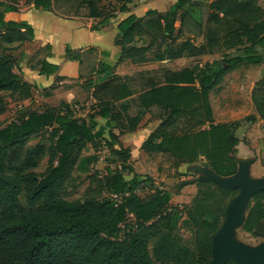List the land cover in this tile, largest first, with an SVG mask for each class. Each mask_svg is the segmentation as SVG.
Wrapping results in <instances>:
<instances>
[{
	"label": "trees",
	"instance_id": "trees-1",
	"mask_svg": "<svg viewBox=\"0 0 264 264\" xmlns=\"http://www.w3.org/2000/svg\"><path fill=\"white\" fill-rule=\"evenodd\" d=\"M0 1L5 5L24 1L37 9L54 6L72 15L86 6L101 26L113 17L112 11L97 7L102 0ZM114 1L122 4L120 12L131 2ZM190 2L177 0L168 11L151 10L142 18L131 16L121 22L118 62L194 58L213 55L218 48L235 49L240 55L223 54L203 66L163 70L136 84V92L129 91V78L113 76L95 86L91 113L84 117H76L74 106L60 102L0 125V264L211 263L213 238L239 190L220 191L210 182H199L189 206H172V193L156 185L152 177L136 173L129 163L130 150L111 132L115 128L134 133L146 113L160 110L163 116L158 128L141 146L145 153L168 156L174 167L203 158L202 167L218 177L237 174V124L215 123L210 92L229 71L264 63V8L256 0H195L192 4L200 13L196 21L189 12L180 14ZM0 28L4 31L0 32L1 116L8 100L19 103L32 94V87L15 72L14 60L2 55L14 48H3V44L30 41L33 33L27 24L5 22L2 15ZM147 30L158 35L157 50L151 51V44L131 45L138 32ZM182 32L190 36L178 42L174 34ZM251 101L255 114L244 118L246 124L264 120V76L255 83ZM96 116L103 127L98 126ZM107 128L110 138L103 137ZM43 131L47 145L28 146ZM101 143L111 157L103 173L90 168L98 157L87 155L91 145L96 149ZM44 159L46 169L37 172ZM75 172L87 174L89 185L80 198L70 200L66 189ZM145 191L151 195L141 198L139 194ZM181 227L192 232L191 241L179 236ZM241 230L264 240V189L250 196Z\"/></svg>",
	"mask_w": 264,
	"mask_h": 264
},
{
	"label": "crops",
	"instance_id": "crops-1",
	"mask_svg": "<svg viewBox=\"0 0 264 264\" xmlns=\"http://www.w3.org/2000/svg\"><path fill=\"white\" fill-rule=\"evenodd\" d=\"M176 1L177 0H131V2L126 5V11L120 12L119 8L122 5L121 3L115 2L114 0H102L97 4V7L104 12L112 11L113 15L111 20L104 26L99 24V18H92L89 16V10L86 6L81 7L76 15H72L62 14L60 11L56 10L54 6L50 9H37L32 3L28 4L24 1L12 5H5L0 1V15L3 16L5 22L25 23L31 27L33 33V38L30 41L14 43L12 45L3 44V48L14 49L2 53L3 56H8L14 60L16 64L15 72L19 74L25 83L32 87L31 97L22 101L24 102L25 107H29L33 102L52 105L58 102L69 103L76 97L80 84H82L87 77L92 81L93 92L96 85L111 79L113 76L126 75L128 69H135L138 65L145 64L134 63L131 61L118 62L122 50L121 46L116 45V41L120 40L121 36L118 26L121 22L131 16L139 19L142 18L146 12L151 10L157 12L168 11ZM190 4H192V2L186 4L182 11H180V14L186 12V7ZM258 5L264 8L261 4ZM109 6H113L114 8L107 10L105 7ZM189 13L196 21H199L200 13L197 9H195V13ZM179 26L180 23L177 21L175 27L179 28ZM0 32H4L3 29L0 28ZM131 45L141 47V45H138L135 42ZM223 54H229L233 57L240 55V52L234 49L224 51L222 55ZM182 59L167 60L163 62H176ZM215 60L218 59L212 61ZM212 61H209L208 63H211ZM254 66L260 67V71L262 70L260 76L255 82L257 83L264 76V63ZM233 71L234 70L229 71L227 75ZM255 83L253 84L252 89ZM220 85L221 84L210 92V96ZM91 100L94 102L92 98ZM36 107L37 106L34 105V108L31 111H36L34 110ZM36 112L43 111L37 110ZM254 114L255 111L251 115ZM4 117L5 114L1 115L0 119H3ZM213 118L215 123L231 124L229 121H219L216 120L214 116ZM95 120L99 127H103V122L99 116H96ZM257 121L264 122V120L260 119ZM159 124L160 122L157 121L148 123L146 126V132H142L141 134H139V129L134 133H122L120 129L114 128L111 132L124 149L130 150L129 163L133 170L141 175L148 174L154 179L156 185H162L164 189L171 192L172 199L170 204L181 209L185 206H189L193 198L196 196L197 181L199 179L218 177L210 169L202 167V163H204L203 158H200L193 163L180 164L178 167L173 166V174H171L170 177L161 176L159 173L150 174L146 172L141 164H145V161L148 158L146 155L148 154L141 149V146L148 137L155 132ZM109 132V128L105 129L103 137L110 138ZM130 135H133V137H140V142L136 146V150L139 153L138 159L141 161H136L133 156L132 151H134L135 146L132 147L129 142ZM235 135L240 141L236 155L238 172L232 177L222 179H232L235 182L240 181L246 188L264 185V160L256 161L255 151L251 152L248 148L246 149L242 145L243 137L245 135H251L250 130L247 131L246 128L239 127L235 129ZM93 150L95 149L93 148V145H91L87 155L90 157L96 156V154L93 153ZM142 153H145L143 154L144 156ZM97 163H99V160L93 163L90 168H93V165ZM99 172L103 173L104 171ZM184 191H187V193L184 194ZM245 215L243 212L239 224L235 225L234 228L241 225ZM228 243L242 245L238 240L233 238L232 231L228 232ZM242 246L245 247L244 245Z\"/></svg>",
	"mask_w": 264,
	"mask_h": 264
},
{
	"label": "rangeland",
	"instance_id": "rangeland-1",
	"mask_svg": "<svg viewBox=\"0 0 264 264\" xmlns=\"http://www.w3.org/2000/svg\"><path fill=\"white\" fill-rule=\"evenodd\" d=\"M195 1V0H194ZM192 0V3L194 2ZM257 4H261L264 6V0H256ZM107 10L114 8L113 6L105 7ZM186 12H193L195 13L194 4H190L186 7ZM198 16V14H197ZM196 16V17H197ZM200 16V14H199ZM200 19V18H199ZM178 26V25H177ZM178 29V28H177ZM190 35L186 32H182V34H174V37L178 42L182 41L185 38H188ZM200 39L196 40V43H200ZM134 42L138 45H150L151 44V51L157 50L159 44V38L156 32L153 31H143L138 32L135 35ZM165 50L164 47L161 48V51ZM224 52L223 49L218 48L215 50L214 54L211 56H201V57H194V58H185L179 61L174 62H156V63H145L142 65H138L133 69H128V73L126 75H122L121 77L129 78L127 81V85L129 86V91L136 92V84L139 82L143 83L147 77L154 76L155 74L161 75L163 70H175L181 69L184 67L190 66H203L206 62L212 61L214 59H221L222 53ZM235 54V53H233ZM144 68V69H143ZM262 71V70H261ZM260 67H255L254 65L244 64L241 67L237 68L233 72H230L223 80L221 85L211 93L210 96V103L213 112V116L216 120L219 121H229L230 123L237 124L235 129L241 127L246 128L247 131L250 130L251 135H245L242 139V145L244 148H248L249 151H255L256 153V161L264 160V122H255L253 124H246L243 122L244 118L254 113V107L251 101V91L252 86L260 76ZM132 83H135L132 87ZM92 81L86 78L82 84H80L76 97L71 100L68 104L77 108L75 116L76 117H84L91 113V107L93 106V101L91 100L92 97ZM7 110L5 112V117L0 119V125H4L17 116L21 117L25 112L31 111L34 108V105L37 107L34 110H42L45 111L47 108L51 106H57L60 102L52 105V104H45V103H32L29 107H25L24 102L15 103L12 101H7ZM31 108V109H30ZM163 116V111L160 110H151L147 113L143 120L141 121L140 125L136 129L135 132L139 129V134L142 132H146V126L148 123H152L153 121L161 122V118ZM239 125V126H238ZM129 142L131 146H135L133 152V156L135 160L141 161L138 159L139 153L136 150V146L140 142V137H133V135L129 136ZM37 143L47 145V133L43 131L39 134V136L31 139L28 143V146L32 147ZM155 145L157 141H153ZM253 147V148H251ZM93 153L96 154L98 157L99 163L93 165L92 170H99L104 171L105 167L110 165L109 160L111 159L109 155V151L106 150L104 143L98 144ZM145 153H142V155ZM141 155V156H142ZM144 156V155H143ZM148 158L145 161V164L142 163L141 166L146 170V172L153 174L159 173L161 176H168L170 177L173 174L172 167L174 162L168 156L159 155L155 152L148 153L146 155ZM47 167V161L44 159L40 166L37 169V172H43ZM159 167V168H158ZM95 168V169H94ZM158 168V170H157ZM140 170V169H139ZM149 176L148 174H144ZM151 177V176H150ZM89 185V180L87 179V174L82 172H75L73 175V181L70 183V186L66 189V198L70 200H77L80 198L87 190ZM239 190V189H238ZM187 191H184L186 194ZM151 195L150 191H145L140 193L139 196L141 198H147ZM239 195V194H238ZM235 199V198H234ZM22 204L24 207L29 208L28 205L25 203V200L21 198ZM234 201L232 200L227 209H231L232 204ZM248 207V206H247ZM244 209V215L246 213V208ZM225 220V219H224ZM224 222V221H223ZM222 222V225H223ZM123 232V231H122ZM121 232V233H122ZM179 236H181L185 241L192 240V232L189 229H185L181 227L178 232ZM235 240L250 250H258L264 249V240L260 238H254L248 234H245L241 230V226H237L234 228V236ZM154 264H170L168 262H154Z\"/></svg>",
	"mask_w": 264,
	"mask_h": 264
},
{
	"label": "water",
	"instance_id": "water-1",
	"mask_svg": "<svg viewBox=\"0 0 264 264\" xmlns=\"http://www.w3.org/2000/svg\"><path fill=\"white\" fill-rule=\"evenodd\" d=\"M197 182H210L220 191L239 189V195L233 199L234 203L231 209H227L223 225L213 238L212 260L210 264H225L227 261H233L235 264H264V249L261 248L253 251L239 244L228 243L227 240L229 231H232L234 236V227L232 225L236 218L238 207L245 209L250 196L256 191L264 189V185L246 188L240 181L235 182L232 179H222L219 177L199 179ZM243 222L244 220L238 226L242 227Z\"/></svg>",
	"mask_w": 264,
	"mask_h": 264
},
{
	"label": "bare ground",
	"instance_id": "bare-ground-1",
	"mask_svg": "<svg viewBox=\"0 0 264 264\" xmlns=\"http://www.w3.org/2000/svg\"><path fill=\"white\" fill-rule=\"evenodd\" d=\"M73 109L76 110L75 107ZM243 212H244V209H242L241 207H238L237 212H236V218H235V220L233 222L232 227H234L235 225L239 224L240 218H241V215H242ZM227 237H228V234H227ZM227 240H228V238H227Z\"/></svg>",
	"mask_w": 264,
	"mask_h": 264
},
{
	"label": "built area",
	"instance_id": "built-area-1",
	"mask_svg": "<svg viewBox=\"0 0 264 264\" xmlns=\"http://www.w3.org/2000/svg\"><path fill=\"white\" fill-rule=\"evenodd\" d=\"M75 109L77 110V108L75 107ZM76 110L74 111L75 113H76ZM105 148H106V146H105ZM106 150H108L107 148H106ZM112 199H114V200H118L119 201V198L117 197V196H112Z\"/></svg>",
	"mask_w": 264,
	"mask_h": 264
}]
</instances>
